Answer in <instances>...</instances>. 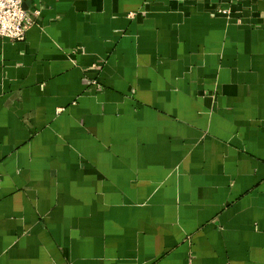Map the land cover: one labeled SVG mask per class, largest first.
Here are the masks:
<instances>
[{"label":"crops","instance_id":"obj_1","mask_svg":"<svg viewBox=\"0 0 264 264\" xmlns=\"http://www.w3.org/2000/svg\"><path fill=\"white\" fill-rule=\"evenodd\" d=\"M23 6L0 264H264V0Z\"/></svg>","mask_w":264,"mask_h":264},{"label":"built area","instance_id":"obj_2","mask_svg":"<svg viewBox=\"0 0 264 264\" xmlns=\"http://www.w3.org/2000/svg\"><path fill=\"white\" fill-rule=\"evenodd\" d=\"M24 0H0V38L13 41L24 39L28 27L34 23L38 9L28 13Z\"/></svg>","mask_w":264,"mask_h":264}]
</instances>
